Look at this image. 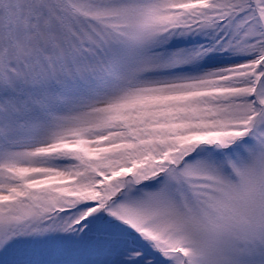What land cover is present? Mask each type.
<instances>
[{
  "label": "snow or ice",
  "instance_id": "obj_1",
  "mask_svg": "<svg viewBox=\"0 0 264 264\" xmlns=\"http://www.w3.org/2000/svg\"><path fill=\"white\" fill-rule=\"evenodd\" d=\"M0 264H264V0H0Z\"/></svg>",
  "mask_w": 264,
  "mask_h": 264
}]
</instances>
